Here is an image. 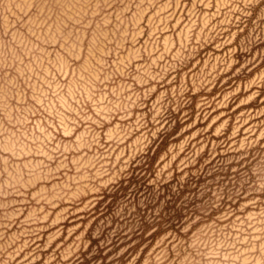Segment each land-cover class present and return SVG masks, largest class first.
Here are the masks:
<instances>
[{
	"label": "rangeland",
	"instance_id": "obj_1",
	"mask_svg": "<svg viewBox=\"0 0 264 264\" xmlns=\"http://www.w3.org/2000/svg\"><path fill=\"white\" fill-rule=\"evenodd\" d=\"M0 264H264V0H0Z\"/></svg>",
	"mask_w": 264,
	"mask_h": 264
}]
</instances>
